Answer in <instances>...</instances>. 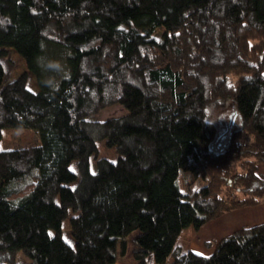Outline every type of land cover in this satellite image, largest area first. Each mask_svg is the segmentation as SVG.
<instances>
[{"label":"trees","instance_id":"1","mask_svg":"<svg viewBox=\"0 0 264 264\" xmlns=\"http://www.w3.org/2000/svg\"><path fill=\"white\" fill-rule=\"evenodd\" d=\"M12 50L38 90L27 72L9 80ZM211 104L234 124L220 130ZM6 126L40 141L0 148V264L112 263L135 230L138 264H264V220L207 254L178 243L264 202V0H0V138Z\"/></svg>","mask_w":264,"mask_h":264},{"label":"rangeland","instance_id":"2","mask_svg":"<svg viewBox=\"0 0 264 264\" xmlns=\"http://www.w3.org/2000/svg\"><path fill=\"white\" fill-rule=\"evenodd\" d=\"M10 59L12 60L13 66L10 70L9 80L18 77L23 72H27V87L33 91L38 90L36 77L32 72L28 71L24 57H22L17 51L12 50ZM208 110L209 119L214 121L220 130L234 124L235 122V118H231V108L228 106L211 104L208 107ZM124 112H126L125 107L121 104H116L90 115L89 118L102 120L110 116L121 115ZM231 119L232 121L230 122ZM39 141V133L33 128L6 126L1 129L0 148L3 149L30 145L38 143ZM97 146L99 155H104L113 161L116 159L114 150L107 147L103 141H97ZM89 166L91 171H95L96 166L92 156L89 160ZM259 166L260 168H264V162ZM69 167L74 171H78L77 160L73 159L70 162ZM72 184H74V182L71 183V185ZM72 213V210H69V215L62 221V236L69 241L71 240L69 216ZM262 219H264V202L256 205L239 206L216 218L210 219L199 228H194L191 225L184 227L179 234L178 243L181 247L193 248L203 254H207L212 251L215 242L223 235H226L241 225L253 224ZM135 233L136 230L127 236L126 252L124 254H118L116 260L108 264H138V261L133 254L135 247L133 236ZM18 253L21 262L29 260L22 251H19ZM170 259L171 256L169 255L164 264H167ZM147 261L148 264H155L152 261L151 255L147 256Z\"/></svg>","mask_w":264,"mask_h":264},{"label":"crops","instance_id":"3","mask_svg":"<svg viewBox=\"0 0 264 264\" xmlns=\"http://www.w3.org/2000/svg\"><path fill=\"white\" fill-rule=\"evenodd\" d=\"M260 165V164H259ZM259 172L262 174V175H264V168H260V166H259ZM262 203V202H261ZM259 204V203H258ZM262 220H264V219H262ZM262 220H260V221H262ZM260 221H257V222H255V223H258V222H260ZM254 224V223H253ZM245 225V224H244ZM242 226V225H241ZM228 234V233H227ZM193 249V248H192ZM194 250V249H193ZM194 251H197V250H194ZM199 252V251H198ZM201 253V252H200Z\"/></svg>","mask_w":264,"mask_h":264}]
</instances>
